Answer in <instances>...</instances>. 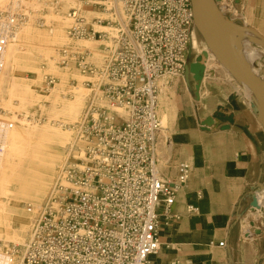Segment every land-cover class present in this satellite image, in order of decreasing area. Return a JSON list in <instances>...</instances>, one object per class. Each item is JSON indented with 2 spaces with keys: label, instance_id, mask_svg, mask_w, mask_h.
<instances>
[{
  "label": "built area",
  "instance_id": "obj_1",
  "mask_svg": "<svg viewBox=\"0 0 264 264\" xmlns=\"http://www.w3.org/2000/svg\"><path fill=\"white\" fill-rule=\"evenodd\" d=\"M191 1L92 0V9L112 14L113 21L89 20L78 9L70 13L67 32L78 40H101L106 33L97 31V26L118 28L121 15L126 21L107 63L108 83L101 87L111 108L91 103L80 126L91 141L84 159L65 163L43 203L28 207L37 210L21 252L22 264H156L153 257L162 247L161 229L178 218L172 207L192 172L180 163L176 178L168 180L157 165L156 153L161 131L157 79L185 71L196 30ZM21 19L11 21L12 28ZM58 54L61 65L71 59L84 73L96 71L87 62L88 52ZM53 83L48 78L45 85ZM112 108L123 109L128 120L117 124ZM251 200L258 202L255 192ZM188 211L195 213L197 208L190 206Z\"/></svg>",
  "mask_w": 264,
  "mask_h": 264
},
{
  "label": "rangeland",
  "instance_id": "obj_2",
  "mask_svg": "<svg viewBox=\"0 0 264 264\" xmlns=\"http://www.w3.org/2000/svg\"><path fill=\"white\" fill-rule=\"evenodd\" d=\"M50 1L51 0H0V43L6 39V41L2 43L4 49L7 44L10 43L15 44L19 48L15 63L7 65V62L5 63L4 54L2 63L0 62V137L4 131L11 127L12 129L21 130L23 125L43 126L45 124H51L49 121H54L59 122L60 125H64L65 127H72V125H75L76 129L80 132L79 136L85 140L84 146L86 153L91 145V141L87 139L83 131H80V126L85 122V120L83 121L81 119L86 118L88 108L91 103L96 101L97 96H102V85L108 83L105 70L110 58V53L105 51L104 48L109 42L107 41V35L101 40H78L71 38L67 32L71 21L69 15L72 10L77 8L83 14L82 16L89 20L103 19L109 21V18L112 16L108 15V12L106 13L95 8L92 9V0H64L75 6L74 8H69L66 12V18L61 20L56 15ZM216 2L219 8H222L223 15L229 22L231 32L234 30L243 33L246 44L254 52L251 65L253 68L257 69L256 73L259 76V80L264 84V42L262 38L259 37V34L264 36V10L263 14H261V23H258L257 20L251 16L255 8L259 7L260 0H216ZM19 18H22V23L12 28L13 25L11 21H17ZM102 26H107V24L103 23ZM100 27L97 26L95 29L103 32ZM108 27H114V25ZM7 32L11 33L12 36H5ZM197 32L194 31L193 33L201 52L198 54L193 53L191 42L189 53L186 58L185 71L179 75L168 76L179 79L180 76L186 77L187 75L185 80L192 91L190 98L191 103L189 105L192 112L190 117H186L192 120L190 123L191 127L188 129L191 132L197 134L201 133L200 135L205 136V140L194 139L191 140V142L195 144L194 149L203 148L202 156L208 161L210 159L208 152L209 139L212 140L218 134L220 136V132H224V137L221 140L222 142L216 145L222 149L223 158H225L226 153L233 148L232 145L234 140L226 118L238 115L236 111L237 109L241 110L242 107L249 111L252 116L257 117L258 103L254 95L250 97L245 95L244 87L241 83L237 82L234 78H227L222 72L212 74L211 70L208 69L205 71L204 69V74L202 76H199L197 72H191L196 62H200L203 59V54L205 55L206 53L204 48L206 49L207 44L200 32ZM191 41H193V39ZM62 50H68L73 54L88 52L87 62L91 63L96 71H87L84 73L71 59L68 61L67 65H61L59 63V54L57 55V53ZM98 58L102 59V61H99ZM7 74H9L11 78V88L8 90L4 83ZM48 78L54 80V83L50 86L45 85ZM22 83L34 85L36 96L33 98L24 97L23 90H21ZM3 87L5 88L3 89ZM79 88H83L87 95L84 105V114L77 120H66L58 111L52 109L51 100L69 99L72 96V92ZM236 89L239 94L235 92ZM200 95L206 98L208 104L214 105L213 111L206 116H202L199 110L198 101ZM235 106L237 108H235ZM218 119H223V122L219 123ZM65 122L67 123L65 124ZM116 123H118V121ZM174 125L175 120L168 125V133H166L167 138L165 141L166 145H172L173 143L170 137ZM227 130L230 133H226ZM72 133L74 136L78 134L75 130H72ZM1 143H3V141L0 140V144ZM3 152L4 150L0 145V154ZM190 155L192 156V153ZM79 161H81V159H74L72 155L70 156V163H78ZM185 163L193 169L194 162L191 158ZM157 165L161 171L165 167V164L159 161ZM57 170L58 168L56 169V173ZM257 189L264 190V187L252 189L251 194ZM251 194L248 203L252 201ZM25 204V210H28L29 206H27V202ZM36 210L32 209L31 211L28 210V212L32 213L34 217L35 214L33 215V212H36ZM236 211L238 212V210ZM237 212H235L236 215L232 224V227L237 230L239 237L236 248L239 246V249L242 248L245 250H241L245 258L248 259L249 255H251V258H254L258 249L257 243L260 241V234L264 233V217H261V223L263 222L262 229L255 234L251 242L249 240L250 238H247L245 235L249 230L257 231L256 226L259 215L253 217L254 225L250 229L246 224L248 213L246 217H244L242 212L241 215ZM15 245L16 244L13 242H9L7 246L3 248V251L4 253L14 256L18 263L21 261L22 253L19 247ZM14 247L15 249H13ZM248 249H250L251 252ZM248 252L250 254H248Z\"/></svg>",
  "mask_w": 264,
  "mask_h": 264
},
{
  "label": "bare ground",
  "instance_id": "obj_3",
  "mask_svg": "<svg viewBox=\"0 0 264 264\" xmlns=\"http://www.w3.org/2000/svg\"><path fill=\"white\" fill-rule=\"evenodd\" d=\"M50 3L56 15L61 20L66 18L67 10L75 6L64 0H51ZM263 10L264 0H260L259 7L255 8L251 15L258 23L262 22L261 14H263ZM219 11L223 13L222 8H219ZM109 19L112 20V18ZM125 22V19L121 15L119 16V20H117L118 28L108 26L100 27L107 35L109 44L105 46L104 50L108 53L111 54L116 49V43H118L119 33L121 32L120 28L121 26H125ZM194 31H198L197 27ZM259 37L264 38L261 34H259ZM231 38L235 49L239 52L252 72L259 78L256 73L257 69L253 68L251 65L254 52L246 44L243 33L233 30L231 32ZM192 39V51L198 54L201 52V49L195 40L194 33L192 34ZM204 50L206 53L205 55L203 54V59L200 62H196L193 69L198 66H203L205 71L209 69L212 74L222 72L227 78L230 77L233 79L229 71L218 63L208 46H206ZM18 51L19 48L15 44H7L3 52L7 65L15 63ZM98 60L102 61L100 58H98ZM176 81V78H172L167 74L157 79V115L161 122V134L159 133L157 137L156 153L158 156L157 160L163 164L167 163L171 152V145H166L165 143L168 125L176 119L177 114V106L174 101V86ZM4 83L7 90L11 88V78L9 74L5 77ZM242 85L245 95L248 97L252 96L253 94L248 87L244 84ZM21 86L24 97L33 98L36 96L34 85L22 83ZM5 87H3V89ZM235 92L238 93L237 89ZM86 97L85 90L79 88L72 92V96L69 99L51 100V107L63 115L66 120H77L84 114ZM206 101L203 95L199 96V110L202 116L210 114L214 109V105L208 104ZM94 102L96 105L111 108L108 100H105L101 95L97 96ZM112 109L116 116L115 121H118L117 124L128 120V114L123 109ZM81 120L84 121L85 118ZM49 122H51V124H45L43 126L23 125L21 130L12 129L11 127L4 131L0 137V140L3 141L0 145L4 150V152L0 154V264H22V260L17 263L14 256L4 253L3 248L6 247L9 242H13L22 252L27 243L33 216L32 213L25 210L24 204L27 202V206H33V208L40 205L42 200L47 196L50 187H52L58 179L59 172L63 165L65 163H70L71 155L74 159H84V153L86 151L84 146L85 140L79 136L80 132L76 129V126L72 125V127H65L64 125H60L59 122ZM66 123L67 122H65V124ZM72 130H75L78 134L74 136ZM57 168L58 170L56 173ZM255 195L258 200L257 204L260 207V211L257 213H248V217L252 222L254 221L253 217L256 215L262 218L264 217V190L257 189ZM252 226L253 225L247 224V227L250 229ZM256 233L258 232L255 230H249L246 232L245 236L250 238L249 240L252 242Z\"/></svg>",
  "mask_w": 264,
  "mask_h": 264
},
{
  "label": "crops",
  "instance_id": "obj_4",
  "mask_svg": "<svg viewBox=\"0 0 264 264\" xmlns=\"http://www.w3.org/2000/svg\"><path fill=\"white\" fill-rule=\"evenodd\" d=\"M187 77V75H186ZM185 76L175 84L174 101L177 114L171 133V152L162 174L174 180L180 163L190 158L194 162L191 176L176 195L172 207L177 219L161 229V250L153 257L156 264L178 260L183 264H261L264 257V233L254 258H245L238 244L237 230L232 227L235 212L246 217L252 189L264 187V133L255 116L246 109H237L238 115L229 123L233 148L222 155L216 144L222 142L224 132L209 139L207 161L202 149H194L191 140H205L201 133L191 132L190 98L192 91ZM182 78V79H181ZM219 123L223 119H218ZM229 131L227 130L226 133ZM229 132V133H230ZM192 153V156L190 155ZM202 193V197H198ZM197 208L189 213L188 208ZM235 213V214H234ZM220 242L225 247H220ZM208 248V249H205ZM250 252L251 250L248 249ZM248 254H250L248 252Z\"/></svg>",
  "mask_w": 264,
  "mask_h": 264
},
{
  "label": "water",
  "instance_id": "obj_5",
  "mask_svg": "<svg viewBox=\"0 0 264 264\" xmlns=\"http://www.w3.org/2000/svg\"><path fill=\"white\" fill-rule=\"evenodd\" d=\"M191 2L195 26L202 35L209 50L214 54L218 63L223 65L237 82L248 87L254 95L258 103L256 118L262 126L264 133V84L252 72L235 49L231 38L229 22L223 13H220L216 0H192ZM261 38L264 41V38ZM191 72H197L199 76H202L204 68L203 66H198L192 69ZM235 108L237 107L235 106ZM226 120L229 123L233 121L231 117H227ZM257 203L256 200H252L247 208V213L259 212L260 209ZM246 223L254 225L249 217L246 218ZM256 229L257 232H260L262 229L260 216H258ZM262 264H264V257Z\"/></svg>",
  "mask_w": 264,
  "mask_h": 264
}]
</instances>
